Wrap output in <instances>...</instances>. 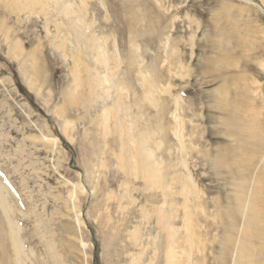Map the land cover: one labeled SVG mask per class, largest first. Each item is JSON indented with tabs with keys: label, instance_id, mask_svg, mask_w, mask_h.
<instances>
[{
	"label": "rangeland",
	"instance_id": "1",
	"mask_svg": "<svg viewBox=\"0 0 264 264\" xmlns=\"http://www.w3.org/2000/svg\"><path fill=\"white\" fill-rule=\"evenodd\" d=\"M259 143L264 0H0V264H264Z\"/></svg>",
	"mask_w": 264,
	"mask_h": 264
},
{
	"label": "bare ground",
	"instance_id": "2",
	"mask_svg": "<svg viewBox=\"0 0 264 264\" xmlns=\"http://www.w3.org/2000/svg\"><path fill=\"white\" fill-rule=\"evenodd\" d=\"M67 11L68 10H64L63 12L67 13ZM219 108H220L221 113L223 114L221 121L223 122L224 125H226V131H225L226 134L235 139H240V136L242 134V128L240 127V123L242 119H241V115L239 112V107L233 106V105L230 107L226 105H220ZM257 146H258V150H261L264 146V143H259ZM230 152H232L231 149H230ZM237 152H239V150ZM217 157L220 160L221 159L226 160L227 158L223 150L218 151ZM234 161L236 162V165L239 168L241 166V161L240 160H234ZM230 164L231 163H228V165L231 167ZM263 169H264V166H263ZM245 171H248V168H246ZM259 179L261 180V184L257 185L256 186L257 188L254 189L253 196L251 197L250 204L248 206L247 216H246V228L242 234V240H241L242 242H241L240 247L242 249V246L246 244L247 241L251 242V244L253 245L254 243H257L259 245L258 250L260 251L261 254L264 255V182H263L264 181V171L263 170H262V173ZM251 253L252 252H249V254ZM244 254H243V251L240 250L239 258L241 256L243 257ZM240 262H241V259L239 260L238 264H240ZM252 264H255V263H252Z\"/></svg>",
	"mask_w": 264,
	"mask_h": 264
}]
</instances>
